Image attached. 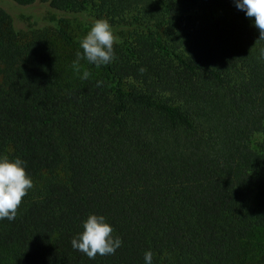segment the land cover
Segmentation results:
<instances>
[{
	"label": "trees",
	"instance_id": "16d2710c",
	"mask_svg": "<svg viewBox=\"0 0 264 264\" xmlns=\"http://www.w3.org/2000/svg\"><path fill=\"white\" fill-rule=\"evenodd\" d=\"M128 29L115 59L67 80L0 8V155L33 187L0 220V264H264V40L234 0H11ZM66 44L73 40L60 30ZM80 50L79 47L77 51ZM142 69V70H141ZM99 82V83H98ZM122 245L73 249L88 214Z\"/></svg>",
	"mask_w": 264,
	"mask_h": 264
},
{
	"label": "clouds",
	"instance_id": "9594fccd",
	"mask_svg": "<svg viewBox=\"0 0 264 264\" xmlns=\"http://www.w3.org/2000/svg\"><path fill=\"white\" fill-rule=\"evenodd\" d=\"M234 3L246 17L254 18L252 23L259 31L258 40H264V0H234ZM114 40L107 19L93 20L89 30L79 39L77 62L83 59L97 67L109 64L115 59ZM259 57L264 59V48L259 50ZM88 76L89 72L85 70L81 78L87 79ZM32 187V178L26 172V162L20 157L0 155V220L15 219L22 198ZM112 233L113 228L103 215L91 213L81 222V230L72 238L71 245L90 259L97 254L110 255L122 245V240ZM143 261L144 264H153V253L150 250L144 251Z\"/></svg>",
	"mask_w": 264,
	"mask_h": 264
},
{
	"label": "rangeland",
	"instance_id": "374dc122",
	"mask_svg": "<svg viewBox=\"0 0 264 264\" xmlns=\"http://www.w3.org/2000/svg\"><path fill=\"white\" fill-rule=\"evenodd\" d=\"M0 8L9 16L13 31L19 41L25 39H41L46 45L54 48L60 57V67L67 80H81L82 72L87 70L89 76L95 73L81 60L77 62L76 52L79 39L89 30L93 20L89 11L73 13L69 10L58 11L50 8L48 4L36 2L21 6L11 0H0ZM60 30L71 37V45L61 37ZM115 37L114 44H119L128 29L112 27ZM88 76V77H89ZM245 246L249 256L258 258L264 254V228L257 230L246 241Z\"/></svg>",
	"mask_w": 264,
	"mask_h": 264
}]
</instances>
